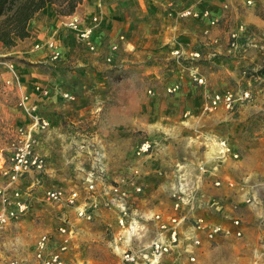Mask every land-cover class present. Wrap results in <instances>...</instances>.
<instances>
[{
	"label": "rangeland",
	"instance_id": "rangeland-1",
	"mask_svg": "<svg viewBox=\"0 0 264 264\" xmlns=\"http://www.w3.org/2000/svg\"><path fill=\"white\" fill-rule=\"evenodd\" d=\"M192 1L194 8H209L214 2ZM216 1L220 8L224 2L239 4L242 0ZM154 5L151 0L146 5L136 0L120 2L114 10V21L104 28L107 33L99 35L98 49L90 50L81 39L69 36L67 48L55 63L33 64L28 80L47 88V93L39 97L38 106L53 122L39 147L47 160L48 185L82 187L85 172L102 163L108 179L124 176L145 184L146 200L141 206L170 208L171 178L166 171L158 174V168L168 170L170 162L187 159L191 155L188 147H216L218 138H226L232 147L248 148L243 153L239 150V157L228 164L244 162L247 197L254 199L251 203H239L230 212V206L240 199L233 201L225 192L213 195L216 197L214 210L209 211L210 220L229 223L230 215L238 216L241 235L217 237L196 261L185 264H264V131L256 132L255 126H251L248 131L237 129L235 137L227 138L221 136L228 130L225 125L212 126L217 129L212 130L200 110L205 101L199 98L197 88L187 85L190 76L186 69L188 77H183L187 79L183 89L166 90L178 81L176 67H199L198 63L207 60L202 54L195 60L175 57L169 49L161 50L159 43L167 28V17L163 9ZM244 6L253 7L264 19V0L245 2ZM168 12L166 16L172 17ZM234 24L232 20L226 26L233 28ZM240 26L242 33L247 31L244 23H238L236 28ZM233 32L239 33L237 29ZM107 55H111L110 60ZM210 56L217 55L213 52ZM149 88L152 93H148ZM198 113L200 116H195ZM191 119H196L193 126L188 121ZM142 139H148L151 147L157 148L149 156L137 157L134 148ZM184 147L187 151L180 152ZM235 169L239 171V166ZM65 212V208L42 198L32 199L22 219L0 229V264L14 255L29 259L37 236L55 228ZM96 222L87 221L76 232V238L71 239L69 250L78 260L75 264H118V257L109 246L110 226H104V233L99 236Z\"/></svg>",
	"mask_w": 264,
	"mask_h": 264
},
{
	"label": "built area",
	"instance_id": "built-area-1",
	"mask_svg": "<svg viewBox=\"0 0 264 264\" xmlns=\"http://www.w3.org/2000/svg\"><path fill=\"white\" fill-rule=\"evenodd\" d=\"M247 4L254 0H245ZM182 17H192L206 20L209 24H216L217 18L209 8L185 7L178 11ZM99 22L97 14L84 19L78 14H70L63 25L74 31L90 50L97 45L92 40V33ZM243 28L242 26H240ZM237 33H231V41ZM44 46L51 59L61 55L59 41L49 37L45 43H35L34 48ZM113 45L111 48H115ZM175 57L186 56L191 59L201 58L199 50L185 51L182 48L172 50ZM107 60L111 55H107ZM0 65L8 71V77L3 79L4 85L19 84L18 73L13 62L0 58ZM190 80L194 84L205 83L204 75L198 66L193 64L189 68ZM35 89L41 94L47 93V88L36 85ZM179 84L174 83L166 88L168 92H175ZM148 93H152L149 88ZM67 95V94H66ZM251 97L247 89L228 88L221 92L206 95L204 110L224 107L234 111L239 102ZM18 107L22 110L27 121L16 125L9 131L7 137L8 149L2 154L0 175L5 183L0 184V229L17 221L28 212L32 193L41 189L40 195L44 201L57 204L73 212L79 220L92 221L100 209H110L115 214V224L110 225L111 237L109 246L118 257V264H183L184 261L194 262L202 245L210 243L217 237L241 235V218L230 215L229 223L210 220L197 211L199 207L197 192L199 182L206 175L218 173L220 167L232 159L239 157V151L223 138H218L216 147L207 149V157L198 160L194 170H190L184 163L176 166L171 178L169 197L172 201L170 208L140 209L137 200L143 198L145 184L124 176L108 179L104 165L99 164L87 170L82 187L54 185L45 187L48 175L47 161L37 149L40 135L50 128V121L43 116L38 104L25 92L21 93ZM207 148V147H205ZM204 148V149H205ZM156 149L151 147L148 139H142L134 148L137 157L149 156ZM164 169L158 168L162 174ZM223 179L219 176L212 180L215 186H221ZM253 196H244L230 206L234 211L241 202L251 203ZM204 208V207H203ZM75 235L74 226L67 214L58 220L55 228L42 231L33 244L29 259L10 256L4 264H75L70 257V240Z\"/></svg>",
	"mask_w": 264,
	"mask_h": 264
},
{
	"label": "crops",
	"instance_id": "crops-1",
	"mask_svg": "<svg viewBox=\"0 0 264 264\" xmlns=\"http://www.w3.org/2000/svg\"><path fill=\"white\" fill-rule=\"evenodd\" d=\"M125 1L129 0H82V2L77 5L73 14H78L84 19H89L92 14H97L99 17V22L92 33V40L97 45V49L100 47L97 43L99 41V35H101V33H107V28H104L109 26L108 23L110 21H114V10L119 7L120 2L123 4ZM136 1L145 5L147 3V0ZM151 1L155 4L154 8L158 7L161 10L163 9L165 17H167V28H165V34H162V41L159 43L161 47L163 46L161 50L169 49L171 52L175 48H182L187 52L190 50H199L202 54V58L207 60L201 64L198 63L199 71L205 77V83L198 85L189 80V83L187 84H190L195 89L197 88V93L202 101L206 102L207 99L205 100V98L207 94L221 92L228 88L239 90L247 89L251 93V97L239 102L234 111H229L221 106L206 111L204 110V102L202 109L200 110L203 111L201 113L204 114L207 126L225 125V128L228 130L223 132L221 136L223 137L224 135L227 138L235 137V130L238 129L239 132L248 131L251 126H255L257 129L256 132L264 131V31H261V27L264 25V19L256 14L253 7H245L244 0L239 4L222 3L223 7L225 6L228 8L229 6L230 9L223 8L222 5L218 8V2L216 0L211 3V6L207 5L212 11L214 17L217 19H223H218L221 21L216 24H209L206 20H199L192 17L190 18L193 20H183L178 18V11L182 8L193 5L194 3H192V0ZM197 6H199V4ZM149 7L153 8V5H150ZM199 8H204V5L198 7V9ZM167 10H169V15L172 13V17L166 16ZM68 16L69 15L58 14L55 11V5L53 3H47L29 20V35L27 37L18 39L16 44L11 47H5L0 42V57L13 62L18 73L19 81V84L12 83L11 85H4L3 79L8 77L9 73L4 66H0V162H2L4 158V156L2 158V154L6 153L8 149L7 137L9 131L16 125L27 121L26 116L17 105L20 94L23 92L27 93L37 104H39V97H43L41 95H44L35 89V86L39 85V83L28 80L29 75L33 71V64L38 61L49 63H55L57 61V59H51L44 46L34 48V44L37 42L45 43L49 37H53L59 41L61 53H63L67 48V39L69 36H75V38L79 39L74 31H71L63 25V22ZM232 20L235 23L234 27H227L226 25ZM238 23H244L247 27V31L242 33L240 31L241 27L239 29L236 28ZM236 29L239 33H237V37L234 38L235 42L232 43L230 36L232 31ZM213 52L216 53L217 56L211 57L210 55L213 54ZM185 69L189 72L188 67L182 66L175 68L178 81L174 83H178L180 89H183L184 84L187 82V79L185 80L183 78L188 77V73ZM40 86L45 87L44 85ZM38 109L40 113L50 121V128L40 135L36 147V149L45 156L39 148L42 147L41 138L50 131L53 127V122L47 114L42 112L40 106H38ZM201 113H198V115L195 116H200ZM191 115L194 116V114ZM188 121L192 126L196 124V119ZM213 129L216 128L212 127V130ZM188 148H190V150H188L191 153V155H189L190 157L188 156L184 161L177 160L176 162H170L168 170L164 169L166 173H169L168 175L171 178L174 168L181 163H184L190 170H194V165L198 160L207 157V149L209 147ZM234 149H237L238 151L240 150V152L243 153L247 151L248 148L234 147ZM183 150H186L185 147L180 152ZM195 152L197 154L194 155ZM241 156H243V154ZM162 163L164 162L162 161ZM237 166H239V171L235 169ZM244 170H247L244 162H233V164H228L227 162L220 167L219 174L216 172L211 175H206L205 178L199 182L200 190L197 192V195L200 200L197 205L201 208H198V212L206 216V218L211 219L209 211L214 210L212 204L214 201L213 198L216 197H212L213 195L225 192L227 194L226 196L229 195L233 201H235V199L241 200L246 196L249 189L248 183L246 182L248 177L242 172ZM48 175L44 184L45 187L50 186L47 181ZM217 176L223 179L221 186H214L212 184V180ZM0 179V184H4L5 179L2 175H0ZM41 194V189L35 191L32 193V199L42 198L40 196ZM144 200H146V198H139L137 200V206H139L140 209L146 210L150 206H141L143 205ZM229 211L232 212L231 210ZM66 213L67 210L65 214ZM114 214L115 213L112 210L103 208L99 210L97 216L92 220L97 221L94 226L97 229L99 236L103 235L104 226H106L104 227L105 229L107 226L115 224ZM67 216L70 217L74 226L75 235L76 232L87 223L85 220L75 218L71 210L68 211ZM61 217H64V215L62 214ZM22 218L23 217H21V219ZM17 221L13 223H17ZM51 228L53 227H50L49 229ZM75 235L72 236L71 239H74V237L76 238ZM208 245L209 243L206 242L202 245L201 250L197 253V259ZM70 253L72 254V256H70L72 260L77 263L76 261L78 260L73 258L74 254L72 249L70 250ZM186 262L188 261H184L183 264Z\"/></svg>",
	"mask_w": 264,
	"mask_h": 264
},
{
	"label": "trees",
	"instance_id": "trees-1",
	"mask_svg": "<svg viewBox=\"0 0 264 264\" xmlns=\"http://www.w3.org/2000/svg\"><path fill=\"white\" fill-rule=\"evenodd\" d=\"M82 0H0V42L5 47L29 35V20L47 3L61 15L72 14Z\"/></svg>",
	"mask_w": 264,
	"mask_h": 264
}]
</instances>
